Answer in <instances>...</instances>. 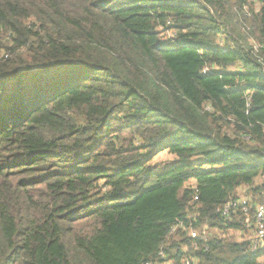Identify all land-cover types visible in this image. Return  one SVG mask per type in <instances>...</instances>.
I'll return each instance as SVG.
<instances>
[{
  "label": "trees",
  "instance_id": "trees-1",
  "mask_svg": "<svg viewBox=\"0 0 264 264\" xmlns=\"http://www.w3.org/2000/svg\"><path fill=\"white\" fill-rule=\"evenodd\" d=\"M263 175L264 0H0V264H264Z\"/></svg>",
  "mask_w": 264,
  "mask_h": 264
},
{
  "label": "built area",
  "instance_id": "built-area-1",
  "mask_svg": "<svg viewBox=\"0 0 264 264\" xmlns=\"http://www.w3.org/2000/svg\"><path fill=\"white\" fill-rule=\"evenodd\" d=\"M264 179V175L262 176L261 180ZM249 188L242 187L240 189V197L239 200L236 201H229L226 203L222 209V215L223 216H229L230 210L232 207H239L247 216L250 208H254L255 215L253 218L254 222V238H253V250H258L259 248L264 247V203H259L252 205V198L249 196L250 194H247V190ZM197 199V196L194 198ZM251 218L248 216L246 218L247 224H250ZM251 226V225H247ZM173 231L175 230L172 229ZM188 236L192 240V245L194 248H199V239H205L206 235L204 233H200L198 229H190L188 230ZM208 248V247H207ZM183 251H185V255L183 256V264H194L196 263L197 259L195 256L188 253L185 246L181 247ZM264 262V261H263ZM146 264H173L172 261H169L166 259V255L164 252L160 253L159 259L154 262H147Z\"/></svg>",
  "mask_w": 264,
  "mask_h": 264
},
{
  "label": "rangeland",
  "instance_id": "rangeland-1",
  "mask_svg": "<svg viewBox=\"0 0 264 264\" xmlns=\"http://www.w3.org/2000/svg\"><path fill=\"white\" fill-rule=\"evenodd\" d=\"M172 34V32H169V34L167 35L166 38H169V35ZM174 160V155L172 153H170L167 150H163L161 152H159L152 160V164L157 167L158 169H163L166 168V166H168L169 164L172 163V161ZM264 180V179H262ZM262 180H259V182H261ZM190 182H193V180H191ZM211 232H215L218 233V229H212ZM233 237L235 238V236L233 235ZM240 235L237 234V238H239ZM236 239V238H235Z\"/></svg>",
  "mask_w": 264,
  "mask_h": 264
},
{
  "label": "crops",
  "instance_id": "crops-1",
  "mask_svg": "<svg viewBox=\"0 0 264 264\" xmlns=\"http://www.w3.org/2000/svg\"><path fill=\"white\" fill-rule=\"evenodd\" d=\"M191 183H194V182H191Z\"/></svg>",
  "mask_w": 264,
  "mask_h": 264
}]
</instances>
